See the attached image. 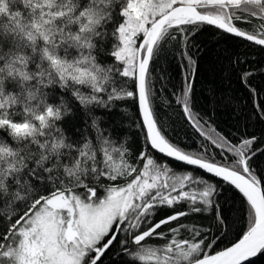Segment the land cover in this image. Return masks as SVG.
I'll use <instances>...</instances> for the list:
<instances>
[{"label":"snow or ice","instance_id":"1","mask_svg":"<svg viewBox=\"0 0 264 264\" xmlns=\"http://www.w3.org/2000/svg\"><path fill=\"white\" fill-rule=\"evenodd\" d=\"M225 36L264 49V0H0V264L264 256V134L221 130L192 96L214 52L264 123Z\"/></svg>","mask_w":264,"mask_h":264},{"label":"trees","instance_id":"2","mask_svg":"<svg viewBox=\"0 0 264 264\" xmlns=\"http://www.w3.org/2000/svg\"><path fill=\"white\" fill-rule=\"evenodd\" d=\"M220 48H226L229 51H244L248 63L242 67L254 69L252 83L264 88V73L261 72V69H264V49L228 36L222 38ZM214 57L213 52L210 56H203L199 60V67L193 78L192 93L196 109L205 118H211L225 132L235 129L239 123L242 128L245 124H249L250 126L244 129L249 133L264 134V123L258 122L253 114L254 101L241 85L238 72L233 70L227 59H215ZM166 68L165 75L170 76L169 87L173 84L178 85L182 74L179 58L172 60ZM157 75L159 78V73ZM160 83H165V81H160ZM259 100L264 102V91H261ZM233 109H235V114ZM237 116L240 117L239 120ZM248 117L250 119L246 120L245 118ZM131 138L133 147H135L139 141L136 129L131 130ZM238 227L242 228L243 225ZM113 259L117 257L114 256ZM120 259L130 260V257L121 255ZM252 259L255 264H264V256ZM105 264H109L108 260H105Z\"/></svg>","mask_w":264,"mask_h":264}]
</instances>
